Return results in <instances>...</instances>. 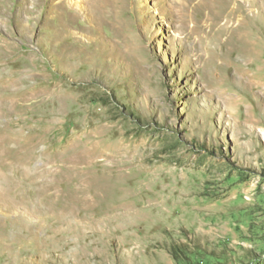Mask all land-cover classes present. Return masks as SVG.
<instances>
[{
  "label": "rangeland",
  "instance_id": "374dc122",
  "mask_svg": "<svg viewBox=\"0 0 264 264\" xmlns=\"http://www.w3.org/2000/svg\"><path fill=\"white\" fill-rule=\"evenodd\" d=\"M0 264H264V0H0Z\"/></svg>",
  "mask_w": 264,
  "mask_h": 264
}]
</instances>
